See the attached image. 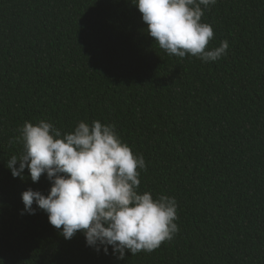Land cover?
I'll list each match as a JSON object with an SVG mask.
<instances>
[{
    "label": "trees",
    "instance_id": "obj_1",
    "mask_svg": "<svg viewBox=\"0 0 264 264\" xmlns=\"http://www.w3.org/2000/svg\"><path fill=\"white\" fill-rule=\"evenodd\" d=\"M201 22L208 49L228 41L217 61L167 54L131 0H0V264H264V0H217ZM40 120L113 125L145 159L138 192L174 197L179 231L117 259L21 215L20 194L50 182L7 161Z\"/></svg>",
    "mask_w": 264,
    "mask_h": 264
},
{
    "label": "clouds",
    "instance_id": "obj_2",
    "mask_svg": "<svg viewBox=\"0 0 264 264\" xmlns=\"http://www.w3.org/2000/svg\"><path fill=\"white\" fill-rule=\"evenodd\" d=\"M131 3L141 13L147 34L167 54H190L202 62L226 55V40L207 48L214 33L211 25L201 22L204 9L217 0ZM18 131L22 152L7 161V169L14 178L23 180L27 169L33 183L42 175L50 182L46 195L32 188L20 194L21 215L43 210L65 240L80 232L86 246L105 255L111 247L117 259H124L126 250L131 255L151 252L179 231L174 197L154 199L150 192H138V169L146 170L145 159L121 141L113 125L80 121L72 132L62 133L40 120L35 125L25 121Z\"/></svg>",
    "mask_w": 264,
    "mask_h": 264
}]
</instances>
